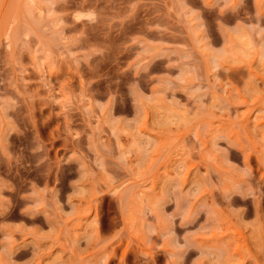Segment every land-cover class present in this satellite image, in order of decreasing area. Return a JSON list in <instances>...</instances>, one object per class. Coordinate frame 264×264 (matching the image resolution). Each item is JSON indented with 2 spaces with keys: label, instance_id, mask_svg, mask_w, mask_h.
I'll use <instances>...</instances> for the list:
<instances>
[{
  "label": "rangeland",
  "instance_id": "1",
  "mask_svg": "<svg viewBox=\"0 0 264 264\" xmlns=\"http://www.w3.org/2000/svg\"><path fill=\"white\" fill-rule=\"evenodd\" d=\"M0 264H264V0H0Z\"/></svg>",
  "mask_w": 264,
  "mask_h": 264
}]
</instances>
